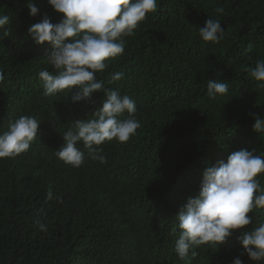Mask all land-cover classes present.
I'll return each mask as SVG.
<instances>
[{
	"label": "trees",
	"instance_id": "obj_1",
	"mask_svg": "<svg viewBox=\"0 0 264 264\" xmlns=\"http://www.w3.org/2000/svg\"><path fill=\"white\" fill-rule=\"evenodd\" d=\"M27 3L0 0V14L10 17L0 28V133L22 115L40 120L28 151L0 158V264H232L238 256L264 264L241 255L237 239L264 221L262 209L224 243L193 247L188 261L174 251L175 215L198 195L205 167L240 149L264 154V133L252 130V114H264V88L247 70L264 59V0H158V10L125 38L124 53L97 73L136 101L141 127L126 143L94 146L104 163L80 143L86 159L79 168L55 153L67 127L90 116L104 95L76 103L67 91L43 95L38 73L53 71L44 58L51 47L37 45L28 29L44 17L58 23L61 14L33 0L39 12L32 17ZM218 16L223 39L203 41L199 28ZM114 72L124 78L108 83ZM209 80L227 82L229 94L209 100ZM257 179L264 187V174Z\"/></svg>",
	"mask_w": 264,
	"mask_h": 264
},
{
	"label": "clouds",
	"instance_id": "obj_2",
	"mask_svg": "<svg viewBox=\"0 0 264 264\" xmlns=\"http://www.w3.org/2000/svg\"><path fill=\"white\" fill-rule=\"evenodd\" d=\"M48 5L61 19L58 23L44 17L31 25L28 34L37 45L49 44L50 53L44 58L53 69H41L38 78L42 82L43 95H56L67 91L72 103L88 100L95 93L104 99L90 116L70 124L62 136V145L56 156L65 164L79 168L85 163V153L80 143L89 149L88 157L106 162L103 149L94 147L111 142L126 143L141 127L136 119V101L119 89L107 88L97 73L109 68V61L121 56L126 46V37H131L146 15L158 10V0H47ZM29 15L35 17L39 9L28 0ZM223 14V7L215 10ZM10 17L0 14V28L9 24ZM219 16L208 18L199 36L205 42L219 43L224 28ZM249 51L251 49H248ZM250 76L264 88V59L254 68L247 69ZM124 78L123 72H114L108 83ZM5 79L0 69V82ZM209 100L229 94V84L209 80L206 84ZM252 130L264 133V114H252ZM40 120L32 115H22L9 122L7 131L0 133V158H14L29 150L37 139ZM264 174V154L256 149H240L228 155L226 161L205 167L198 195L187 199L177 212L179 235L174 251L182 261H188L195 246L224 243L233 230L252 223L254 209L264 210V187L258 175ZM55 198L49 187L45 199ZM37 228L47 231V225L36 220ZM242 246L241 255L254 262L264 261V221L238 236ZM232 264H243L238 256Z\"/></svg>",
	"mask_w": 264,
	"mask_h": 264
}]
</instances>
